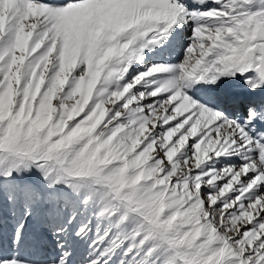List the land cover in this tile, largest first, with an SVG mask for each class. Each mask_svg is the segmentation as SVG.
I'll list each match as a JSON object with an SVG mask.
<instances>
[{
    "label": "snow or ice",
    "instance_id": "6c2138e0",
    "mask_svg": "<svg viewBox=\"0 0 264 264\" xmlns=\"http://www.w3.org/2000/svg\"><path fill=\"white\" fill-rule=\"evenodd\" d=\"M0 264H264V0H0Z\"/></svg>",
    "mask_w": 264,
    "mask_h": 264
}]
</instances>
